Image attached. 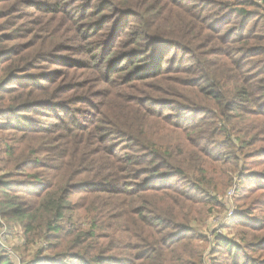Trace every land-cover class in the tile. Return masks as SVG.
Returning <instances> with one entry per match:
<instances>
[{"label": "trees", "instance_id": "trees-1", "mask_svg": "<svg viewBox=\"0 0 264 264\" xmlns=\"http://www.w3.org/2000/svg\"><path fill=\"white\" fill-rule=\"evenodd\" d=\"M81 14L111 87L98 93L84 65L36 81L32 52L0 33V233L13 221L37 245L20 264H205L212 208L264 179V0H100ZM78 101L90 110L70 111ZM46 110L56 122L36 118ZM212 234L231 264H264V222L242 243ZM0 264H16L1 241Z\"/></svg>", "mask_w": 264, "mask_h": 264}, {"label": "rangeland", "instance_id": "rangeland-1", "mask_svg": "<svg viewBox=\"0 0 264 264\" xmlns=\"http://www.w3.org/2000/svg\"><path fill=\"white\" fill-rule=\"evenodd\" d=\"M36 1L35 6H30L31 3L27 0H24V2L4 0L3 7L0 9V33L15 32L18 37L17 42L22 44V47L29 48V51L32 52V56L36 60V69L32 72L38 74L36 75V81L47 84L49 78L56 76L55 72L67 71L68 66L75 64L88 66V69H82V72H85L83 80L89 78L93 80V86H95L93 91L95 93H98L102 88L111 89L109 82L101 83L99 81V73L95 65L90 63L91 59L87 57L94 46V38L86 40L80 35L81 30L91 29L97 23L96 20H92L91 16H88V19H81V10L90 4L93 7L100 0H91L89 3L82 0H67L54 16L49 13V10L57 0ZM1 6L2 1L0 2V8ZM176 50V48L172 49L171 53ZM164 64L167 65L168 63ZM112 69H114L113 65H106L104 70ZM120 81L122 82L123 79ZM72 109H76L80 114H83L82 110H90V107L78 101L72 107L70 106V111ZM46 111L49 114L48 117L36 118H42L40 119L42 124L56 122V118L51 116L53 113L49 110ZM57 115L63 116V110L58 109L54 113V116ZM84 118L87 117L82 119ZM256 168V170L263 171L264 159ZM255 180L245 179L241 183L234 184L227 192V203L223 204L224 208H217L218 205L214 204L215 207L212 209L215 212L204 225L202 232L203 234H209L208 239L210 240L209 243H206V248L211 249L210 252L218 251L216 264H231V261L226 258L225 247L215 249L218 248V243L216 236L212 234L213 231L225 236L226 239H234L236 242L242 243L241 236L245 231L248 232L253 224L259 225L264 222V179L260 182L257 179ZM254 182L258 186L255 187L257 191L252 193L249 189L253 188ZM230 211L231 215H229ZM10 225L12 229L9 226H4L2 229L0 241L11 249V259L16 264L31 259L36 252L37 245H26L21 224L11 221ZM7 231H11L12 235Z\"/></svg>", "mask_w": 264, "mask_h": 264}, {"label": "built area", "instance_id": "built-area-1", "mask_svg": "<svg viewBox=\"0 0 264 264\" xmlns=\"http://www.w3.org/2000/svg\"><path fill=\"white\" fill-rule=\"evenodd\" d=\"M230 194H231V192H230ZM229 215H231V211H230ZM1 243L4 247V249L8 252L9 256L11 257V249L8 248V246L6 244H4L2 241H1ZM206 258H208V260L205 262V264H210L211 261L209 260V258H210V252L209 251L206 252ZM18 264H20V262H18Z\"/></svg>", "mask_w": 264, "mask_h": 264}]
</instances>
